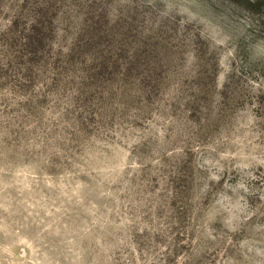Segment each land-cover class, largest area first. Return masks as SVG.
<instances>
[{"label":"rangeland","instance_id":"374dc122","mask_svg":"<svg viewBox=\"0 0 264 264\" xmlns=\"http://www.w3.org/2000/svg\"><path fill=\"white\" fill-rule=\"evenodd\" d=\"M0 264H264V0H0Z\"/></svg>","mask_w":264,"mask_h":264},{"label":"trees","instance_id":"16d2710c","mask_svg":"<svg viewBox=\"0 0 264 264\" xmlns=\"http://www.w3.org/2000/svg\"><path fill=\"white\" fill-rule=\"evenodd\" d=\"M234 1L247 3L251 7H256V6L260 7L262 5L263 0H234ZM42 31H43L42 27L31 26L29 29H25V31L21 32L23 43H22V50L19 51V53L22 57L31 56L29 60L25 62V65H27L25 69L28 71L38 70L39 72H41L43 69H45L46 66L51 64V62H49L48 59L45 58V56L43 58L41 57V54L45 51V49L49 54L51 53V51L53 52L51 44L50 46H48L45 37L42 35ZM40 46L41 48H39ZM15 58L17 60V58L20 57L17 55L15 56ZM8 64H11V61L10 63L8 62ZM84 65L86 68L81 70L80 73L84 75V78H89L91 73H93L94 70H96L97 68L93 67V65L89 66L86 63Z\"/></svg>","mask_w":264,"mask_h":264}]
</instances>
